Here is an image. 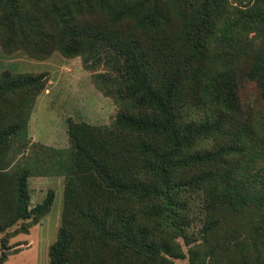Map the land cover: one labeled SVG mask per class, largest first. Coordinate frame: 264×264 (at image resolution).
I'll use <instances>...</instances> for the list:
<instances>
[{
  "label": "trees",
  "instance_id": "16d2710c",
  "mask_svg": "<svg viewBox=\"0 0 264 264\" xmlns=\"http://www.w3.org/2000/svg\"><path fill=\"white\" fill-rule=\"evenodd\" d=\"M1 33L5 52L101 69L120 109L110 129L66 121L49 264H264V113L239 97L253 83L264 101V0H0ZM42 82L0 75V233L22 223L10 236L53 200L29 208L32 172L13 163Z\"/></svg>",
  "mask_w": 264,
  "mask_h": 264
},
{
  "label": "rangeland",
  "instance_id": "374dc122",
  "mask_svg": "<svg viewBox=\"0 0 264 264\" xmlns=\"http://www.w3.org/2000/svg\"><path fill=\"white\" fill-rule=\"evenodd\" d=\"M7 36L0 35V75L42 77L43 91L35 97L27 122L25 149L17 154L14 166L29 168V208L42 203L52 193L49 212L28 228L26 233L8 234L22 224L0 233L7 248L6 260L2 264H49L48 252L55 242L61 226L65 166L62 162L70 156L71 147L67 139L68 119L84 122L94 127H113L119 106L110 96H105L97 85L96 76L103 71H87L79 57L68 59L58 50L49 52L47 57H36L21 49L5 52L3 43ZM239 97L253 106L255 111L264 113V101L259 89L253 83L240 87ZM27 140V141H26ZM31 167V168H30ZM30 225V224H29ZM7 233L8 237L5 236ZM175 264H188L187 260H176Z\"/></svg>",
  "mask_w": 264,
  "mask_h": 264
}]
</instances>
